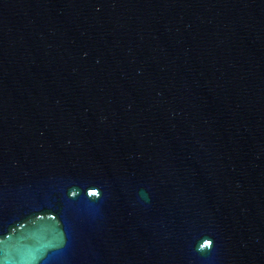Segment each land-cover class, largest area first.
I'll list each match as a JSON object with an SVG mask.
<instances>
[{"label":"water","instance_id":"95a60500","mask_svg":"<svg viewBox=\"0 0 264 264\" xmlns=\"http://www.w3.org/2000/svg\"><path fill=\"white\" fill-rule=\"evenodd\" d=\"M0 264H264V0H0Z\"/></svg>","mask_w":264,"mask_h":264}]
</instances>
